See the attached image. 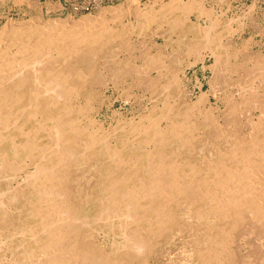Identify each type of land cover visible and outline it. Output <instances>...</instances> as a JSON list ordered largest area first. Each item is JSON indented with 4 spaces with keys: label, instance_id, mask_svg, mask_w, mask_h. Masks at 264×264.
<instances>
[{
    "label": "bare ground",
    "instance_id": "1",
    "mask_svg": "<svg viewBox=\"0 0 264 264\" xmlns=\"http://www.w3.org/2000/svg\"><path fill=\"white\" fill-rule=\"evenodd\" d=\"M169 2L159 5L162 14L158 15L152 14L156 12L153 3L144 10L135 5L137 28L130 22L120 24L128 26L127 33L137 30L143 36L150 23L161 19L157 28L164 46L179 31L186 53L193 56L188 67L200 62L203 69H213L221 59L240 56L244 62L253 61L252 77L254 69L264 71V61L246 56L250 38L235 47L234 53H227L223 35L211 32L220 26V20L212 16V9L204 8L202 0ZM173 9L182 15H172ZM98 11L95 17L75 21L69 16L42 23L25 19L26 23L7 22L0 28V177L9 170L15 172L12 179L1 182L6 188L0 192V233L6 230L8 236L0 237V252L3 248L10 257L6 261L0 254V264H152L149 257L155 245L151 239L169 245L184 232L189 240H183L187 253L182 264H239L236 251L245 244L247 251L252 250L250 236L256 235L258 243H264V122L260 119L264 115V76L243 83L248 87L240 94L243 97L229 96L224 110L217 105L219 98L215 97L212 106L210 92L202 90V83L196 85L199 94L195 101L181 103L176 109L178 104H172L170 96L180 94L182 84L175 79L178 72L158 87L159 80L171 72L166 47L150 42L137 51L130 38L124 42L116 36V29L103 25L108 18V22L120 20L127 10L120 5ZM191 14L197 19L208 17V26L193 22ZM195 32L201 35L199 41L191 37ZM201 49L209 51L206 56L198 54ZM121 51L126 56L117 58ZM207 57L213 58L210 66L204 64ZM100 63L112 67L107 75L115 86L121 78L131 77L143 96L149 93L148 100L157 88L162 94L148 113L137 117L136 124L124 121L121 145L112 149L105 143L108 129V133L102 131L97 120L90 118L86 119L90 124L83 126L80 118H86L94 102L93 86L101 80L94 66ZM173 82L175 92L169 91L173 92L169 96ZM84 90L83 103L76 106L72 102ZM250 104L259 115L250 127L254 134L248 138L239 132L237 117ZM191 115L198 121L190 120ZM248 117L253 118V112ZM199 127L202 134L194 137ZM135 134L144 137L131 142ZM98 156L109 157L112 165ZM17 159L19 165L14 164ZM92 161L99 173L98 177L90 174L95 190L87 182L81 183V175L78 180L72 176L74 167L92 168ZM31 166L33 170L27 172ZM94 198L98 205L90 217L88 205ZM18 203L20 208H16ZM14 211L16 220L11 217ZM91 220L117 221V240L109 250L96 248L92 237L88 240V232H82Z\"/></svg>",
    "mask_w": 264,
    "mask_h": 264
},
{
    "label": "rangeland",
    "instance_id": "2",
    "mask_svg": "<svg viewBox=\"0 0 264 264\" xmlns=\"http://www.w3.org/2000/svg\"><path fill=\"white\" fill-rule=\"evenodd\" d=\"M169 1H172V0H169ZM169 1H167V0H163V1L162 0H136L135 1L134 0V1H131L132 3L131 2L129 3L127 0H0V28L3 26V24L5 25L7 22L8 23L10 22L12 25L16 23L15 21H17L18 23L19 22L20 23H26L25 19L27 21L36 19L35 20L36 22L38 20V23H42V22L46 21L47 19L48 20H50V19H64V17H68V16L70 18L69 19L70 21H75L76 19L78 20L81 17L92 18L98 14V12H99L98 10H100V8H107V7L113 8L114 6L116 7V6L121 5L122 7L125 8V10H127L126 15L123 16L124 18L122 17L120 19L121 21L120 20H116V21L110 20V22H108L109 21V18H108L105 20L107 22L103 23L104 27H111L113 29H116L117 30L116 36L118 37V39L122 38L124 40V42L126 40L124 38H126V37L128 39L130 38V41L132 40L131 42H133L138 47L137 51H139V52L141 50H143L145 43L147 44L150 42L151 43L157 42V46L162 47V48L166 47L165 52L167 54H170V56H171L170 60H168V61H170V71L173 72V75L170 72V75L168 74V78H162L161 80H159V82H161V83L158 84V87L162 86V83H163V85L166 84L167 79H172L173 76H176L175 73L178 72V74L176 73L177 74L176 78L175 77L174 78L177 79L178 81H181V84H182V86H181L182 89L180 88L179 96H176L177 93L174 90L175 89V87H174L175 82H178L177 80H174L175 81V82H173L174 84L171 85L169 90L167 91V92L173 91L176 93V94L173 92L168 93L169 96L172 93L174 94L175 98L172 94V96H170V98H172L173 100H170V98H169V100L172 104L175 102H176V104H178V105H176V106H178L176 109L179 108V105H181V103H184L186 101H195L196 96L199 94V89H198V86H196V85L198 83H202V87H201L202 90L210 92L212 106H215L214 100L216 97V98L220 99L219 102H217V105L220 108H222V110H224V108H226L225 101L227 100V98L229 99V96H232V97L237 98V99L240 97L242 98L243 96H240V94L247 91L245 89V87L248 88L247 84L249 83L250 79L251 78L254 79V77L256 78V76H258V75L264 76V71H262L263 72V74H262V72H257L256 69H254L255 75H253V77L251 76L252 75L251 71H252L253 67L251 66L252 67L251 68L250 64L252 65L253 61L251 62V60H250V62H246V61H248V60H246L245 61L246 63H245L243 61V58L240 56L237 58L234 56H230L229 59H226V60L223 59V61L221 59L220 65L215 66L213 69L208 68V67L203 69L201 66L202 64L200 62H198L196 65L188 67V65H189L188 63L193 60V56L191 54L186 53V45L184 43L185 41H182V39H181L182 35L179 33V31L175 30V32H173L170 35V38H171L170 41H168L166 43V46H164L163 39H161L159 36L161 29L158 30V28H157V26L162 21L161 19H157L156 21L153 22V24L150 23L149 24V26L151 25L150 28L148 27V31H146L143 36H138L136 33L137 30L133 33L129 29V33H130L129 34V33H127L128 31H126L128 29V28L126 29V27H128V26H126L124 28V26L121 25L122 23L127 24V22L128 23L130 22L131 26H133L134 28H137V24L135 23V22H137V18L135 16V9L137 6H138L137 9L140 8V10H142V9L144 10L145 6H147V5L149 6L150 4L153 3L155 5L152 4L151 6H154V10H156V12L152 11V14L155 13V15H156V13L158 12L157 13V15H158V14H162L158 10L159 5L170 4ZM202 2L204 3L203 4L204 8H207V10H209V8L212 9V10H209V11H212L211 12L212 16L218 17V19L220 20L219 21L217 18H214L215 20L219 21V23H221V24H220V26L218 25L216 27V29H213L211 32L213 33L215 31V34L218 33L217 35H219V37H221V35H223V37H222L223 44H225L227 47H229L227 50V53H229V54L234 53L233 51H234L235 47H237V48L240 47L239 45H241L244 41H246L250 38V39H252V42L250 44V49H247V53H246L247 55L246 56H248L249 54L250 55L252 54L253 57H259L260 61H264V0H202ZM135 5H136V7H135ZM127 7H128V9H127ZM247 8H249V9H247ZM173 10H175V9H173ZM175 11H172V13H173L172 15H175V16L182 15L181 12L178 11L177 9ZM169 13L171 14V10L169 11ZM190 18L193 22L199 23L202 26L204 25L203 27H207L209 24V18L206 16H202L199 19H197L195 14L194 15L191 14ZM230 18L233 20H230ZM22 20L24 22H22ZM39 20H40V22H39ZM229 20L231 21V24H230ZM12 22H14V23H12ZM105 24H106V26H105ZM225 26H228V28L230 27L232 29H228V28L226 29ZM165 29L167 30V27H165ZM235 29L238 31L235 32L236 31ZM217 30L218 31L220 30L219 31L220 33L217 32ZM233 30H235L234 33H232ZM153 32H154V35H153ZM118 33H120V35ZM200 36L201 35H198L197 32H195L192 34L191 37L199 41V39L201 38ZM117 37H115L114 39H116ZM112 45H115V43H113ZM113 47H115V46H113ZM220 50H221V52H224V50H222V49H220ZM208 52H207V50L201 49L198 52V54L200 56H203V55L206 56V54ZM117 55H118V57H117ZM123 56H126V51H121L120 53L119 52L116 53L117 58H122ZM233 58H235V59H233ZM212 59L213 58L210 59V57H207V59H205V61H204V64L206 66L212 65L214 62V61H212ZM179 61H181V62H179ZM138 62L141 63L139 60H137L136 63L139 64ZM177 62L179 63L178 66H177ZM243 64H245V65H243ZM102 65H103V63L97 64L94 66L95 73H96V75L101 76V80L99 81L100 83L98 85L96 84L95 86H93L94 90H96L95 93L96 92H98V93H96V94L94 93L95 99H94L93 103L91 102V106H92L91 110H90L88 115L86 114V118L80 117L81 115H79V117L82 119L81 124H83V126H87L88 124H90V123H88L89 121L87 122V120L90 118L93 121L97 120L96 122L100 126V129H103L102 131L106 132L108 129V132L109 131L110 132H109V135L107 136L105 143H107L108 144L107 146L110 149H112L115 147L116 148L120 147V145H121L120 139L125 134V130H123V128L121 127V126H123L122 124L124 123V121H127L130 119V121L132 122L131 124H133V123L136 124V122H138L137 120L140 119V118L137 119V117H141L145 113H148V111H150V108H152V106H153L152 104H154L156 101L158 102L162 98L160 96L162 94H161L160 90L157 88V90L154 92V95L152 96L153 99L149 98L150 100H148L147 97L149 96V93H146L145 96H143V91L141 89H137V87L135 86V82L132 80L131 77L121 78L119 81V84L115 86L114 81L110 78V75H107L109 70L112 67L107 68V67H103ZM80 66H82V65H80ZM244 66H245V68H244ZM247 67H248V69H247ZM107 69H108V71H107ZM245 70H246V72H245ZM247 73H248V75H246ZM154 75H155V72H153L152 76L154 77ZM171 75H172V77L170 78ZM155 77H157V76H155ZM247 77L249 80L246 79ZM243 78H245V79H243ZM163 79L165 82L163 81ZM246 80H248V81H246ZM243 83H247V84L245 85ZM242 84L244 86H242ZM239 89L240 90L243 89V90L240 91ZM82 92H80V95L78 96V98H79L77 101L78 103L76 101H74L72 103H74L75 105L76 104L81 105L83 103V96H85L86 91L84 90ZM158 94H160V95L157 96ZM211 95H213V96H211ZM126 96H128L129 98ZM80 97H81V99H80ZM142 97H144V98H142ZM176 97L177 98L180 97L179 100H177ZM246 97H248V95H246ZM175 100H177V101H175ZM241 111L242 112H240L239 116L237 117V120L240 123L239 132L241 134H244L246 137L251 138L250 136H252V134H254V133L251 131L250 127H251V124L253 126H255V122L257 123L256 117L259 115V112L257 110H254L253 104H250L249 106L242 107ZM252 112H253V118H249L248 116ZM119 117H120V119H119ZM260 117H261L260 119L264 122V115H262ZM116 119H119V120H116ZM194 119H196V117L194 115H191L190 120L198 121V120H194ZM117 123H119V124H117ZM115 124H117V125H115ZM30 125L32 126L31 123H30ZM112 127H114V128H112ZM109 128L112 130H110ZM91 129L92 128L88 127V130H91ZM108 132H106V133H108ZM196 134H200V135L202 134V129H200V127H199V129H196V131L193 133V136L195 137ZM39 135H42V134L39 133ZM143 137H144L143 134H138L137 136L135 134V137L131 139V142H136L137 140H139ZM198 144H197V146H199ZM7 148L8 147L5 146V149H7ZM184 153H186V150H184ZM186 156L187 155L184 154V157H186ZM100 157L104 158V163L106 165H109V166L112 165V163H111L112 160L109 157L98 156V158H100ZM94 160H95V158H94ZM20 161H21L20 159L19 160L17 159L14 164L19 165ZM92 165H93V161L91 163L92 168L88 167L86 169V168H83V166L74 167V170H72V172L75 171L76 173L74 174V172H73L74 175L72 174V176H73V178L76 177L75 180L77 178L78 179L82 178L81 183L87 182L88 186L92 190L93 189L95 190V188H96L94 186L95 180L91 179L90 174H92L91 172L96 173L97 176H95V177H98L99 173L97 174L98 168L96 167L93 169ZM85 169L87 171H89L90 173L89 172L86 173ZM31 170H33V166L28 167L26 171L31 172ZM79 170H81V171H79ZM99 171H103V170L100 169ZM117 171H120V170H117ZM8 172H6V175L8 174L9 176L8 175L6 176L5 174L2 173V175H5V176L0 177V192L5 190V188H6L5 185H3L4 184L3 180L6 181L8 179H12V177L15 175V172H12L10 170ZM82 172L84 175L82 174ZM24 174H25V172H23L21 174V176H23ZM80 175H81V177H80ZM1 184H2V186H1ZM13 185H15V183ZM73 191L76 192L75 189ZM95 196L97 197V193ZM95 199L96 198H94V200L90 201V203L88 205V207H91V209H92V213L90 212V214H88L90 217L94 216L95 208L98 205V202ZM19 205H20V207L22 206V204L18 203L16 208H20V207H18ZM93 208H94V211H93ZM18 210L19 209H16L17 212H18ZM16 211H14L11 215L12 219H15V220H16L17 215H18V213ZM15 216H16V218H15ZM15 220H13V221H15ZM93 222H95V221L91 220L89 222V226L87 228L85 227L87 230H84L85 228H83L82 232L83 231L88 232V234H89L88 240H90L92 237V239L90 241L92 242V244H94V246L96 248L109 250L111 248V245L113 244V242L117 240V236L115 234V233H117V231H116V225H117L116 222L117 221L112 220L108 224H105L102 221H98V222L96 221V223H93ZM31 223H33L32 220H31ZM112 223H114V224H112ZM3 231H2L3 233H0L1 234L0 237L1 236L7 237L8 232L6 230H3ZM259 233H262V232H259ZM183 234L181 233V234H179V236H175L176 240H174L173 244L171 242V244H169V245H164L163 242H160V239L158 240V239L152 238L151 244L153 246L155 245L154 246L155 249L153 248L154 252H151V255L149 257L150 262L152 264H182L183 259H185L184 255H186L185 253H187V248L183 247V245H184L183 240H185V241L189 240V238L188 239L186 238L185 232ZM244 234L246 236L247 233H244ZM258 239H257L256 235L252 236V237L250 236V238H248V242H250V244L252 245L251 251H247V248H246L247 245L246 244L242 247L241 250L236 251V259L239 261V264H244L243 262H246L248 264V261H249V264H264V261L262 260V258H264V243L263 244L258 243V241H257ZM93 241H94V243H93ZM255 241H256V243H254ZM161 243L163 245H161ZM257 243L259 245H263V247L262 246L260 247ZM157 244H159V245H157ZM257 246L259 249L257 248ZM181 248H183V249H181ZM160 249H162V250H160ZM253 249L256 250L257 253L255 252L254 256L247 255L248 252L252 253V251H254ZM1 250L2 251L0 252V254L1 255L3 254V256H4V257L2 256V258L3 259L5 258L6 261L9 260V257H10L9 253L7 251H4L3 248H1ZM3 251L5 254L3 253ZM156 251H158L160 253H158ZM152 253H156V254L152 255ZM188 253H189V251H188ZM189 257L190 256L188 255V258Z\"/></svg>",
    "mask_w": 264,
    "mask_h": 264
}]
</instances>
